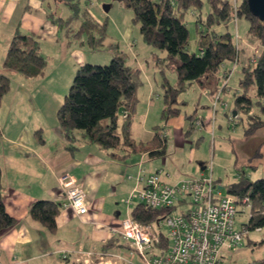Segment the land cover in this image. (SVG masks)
Wrapping results in <instances>:
<instances>
[{"label": "crops", "instance_id": "obj_1", "mask_svg": "<svg viewBox=\"0 0 264 264\" xmlns=\"http://www.w3.org/2000/svg\"><path fill=\"white\" fill-rule=\"evenodd\" d=\"M44 4L47 5L46 0H0V72L9 80V90L0 102V193L5 212L14 219V224L0 234V264H74L73 252H119L117 238L120 236L111 228H116L133 206L126 207L122 202L133 186L129 172L134 171L136 162L140 163L145 157L155 158L147 152L112 158L95 145L84 142L71 153L64 149L55 112L66 92L61 94L59 90L68 88L75 69L83 64L84 55L80 51L82 48L66 44ZM102 8L106 12L110 7ZM120 14L124 16L121 10ZM128 18L130 24L126 25L124 19L110 18L113 28L126 44H129L132 28L130 13ZM16 29L32 34L37 41L38 50L46 61L41 76L23 78L2 68L8 42ZM162 55L160 52L153 58L156 72ZM51 60H56V64L49 65ZM219 71L220 67L216 74L191 83L189 87L197 96L190 102L178 94L177 99L183 103L174 105L178 115L164 123L162 131L166 143L171 133L175 144L182 149L185 143L191 146L193 140L186 139L192 130H212L211 123L216 118L215 111L210 122L214 95L218 93L219 101H225L224 88H217ZM138 85L133 110L124 119L118 113L117 125L122 127L128 122L127 128L134 141H146L151 138L153 127L160 123L161 92L157 91L158 85L154 86L150 81ZM45 87L52 89L50 94ZM197 120L202 121V126L196 125ZM189 122L193 128L187 131ZM197 137L195 145L202 139V136ZM203 167L199 172L204 173ZM63 173L82 188L86 213L76 215L70 209L59 210L54 217L55 229L49 232L28 216L27 209L36 200H51L58 204L62 197L58 192L57 177ZM160 175L164 181L162 172ZM238 178L236 175L234 181ZM63 253H66L65 257H62Z\"/></svg>", "mask_w": 264, "mask_h": 264}, {"label": "trees", "instance_id": "obj_2", "mask_svg": "<svg viewBox=\"0 0 264 264\" xmlns=\"http://www.w3.org/2000/svg\"><path fill=\"white\" fill-rule=\"evenodd\" d=\"M61 1L68 10V15L63 18L50 13L49 16L56 23L66 44L73 43L78 48L90 50L103 46L106 21L96 20L89 10L79 7V0ZM111 2L130 13V21L138 26V34L145 45L163 53L157 63L160 64L157 65V73L160 76L162 102L160 123L153 127V134L146 141H134L127 128L128 122L118 127V113L126 110L129 114L136 103L135 91L139 84L140 69L128 63L127 55L114 42L109 44L111 56L107 64L86 62L75 69L67 91L56 109L55 118L65 150L71 153L84 142L95 145L117 159L128 153L143 152L151 157L163 156L166 139L162 130L167 119L179 113L174 107L183 103L177 99L178 94L192 82H199L207 75L216 74L223 62H237L238 53L245 49L246 46L238 35L233 41L228 31L218 33L213 28L221 24L226 26L238 18L246 20V37L260 45V50L254 62L250 60L251 56L247 57L246 64L239 70L238 89L231 96L232 110L246 115L244 136L253 134L258 128H264V20L260 21L249 13L245 0ZM103 6L109 8L111 4ZM188 11L196 12L194 22L198 27L197 52L188 50V29L184 20ZM45 65L46 61L40 54L33 35L16 29L8 42L2 68L12 70L23 78H35L43 74ZM166 71L174 74L173 84L168 82ZM8 90L9 80L0 72V102ZM250 92L256 98L254 109ZM192 128V122H189L187 131ZM256 154L257 151L254 155ZM226 193L232 195L237 203L242 196H247L250 206L246 227L260 230L264 228V178L241 183L236 181L226 188ZM59 210V205L51 200H36L28 206L27 214L49 232H53L54 217ZM168 212L165 208L151 209L135 203L130 208L129 215L141 225H150ZM13 224L14 219L4 210L0 193V234ZM158 234L160 247L164 248L165 241L161 233ZM263 240L251 245L256 247ZM248 264H264V257Z\"/></svg>", "mask_w": 264, "mask_h": 264}, {"label": "rangeland", "instance_id": "obj_3", "mask_svg": "<svg viewBox=\"0 0 264 264\" xmlns=\"http://www.w3.org/2000/svg\"><path fill=\"white\" fill-rule=\"evenodd\" d=\"M229 1L233 2V0ZM46 4V6L44 4L46 12L53 13L54 15L63 18L68 15V10L61 0H46ZM107 4H111V6L109 10L105 12L102 9V5ZM81 6L86 10H89L99 21H106V26L104 27V34L106 37L103 41V46H100L95 50H90L85 47L82 48V50L80 49L84 55L83 63L87 62L99 65L107 64L111 56L108 51L111 49L109 44L118 42L119 50L124 51L127 54L128 63L140 69L139 82L145 85L146 82L150 81L154 86L158 85L159 79L156 69L153 67V58L154 56L159 55L160 52L145 45L141 41L138 34V26L136 24L132 25L133 23H131L132 28L129 44H126L123 38H121V36L118 35V32L113 28V19L110 20V18L115 16L118 19H124V25H126V23L130 24L128 18L129 12H126L116 3H112L111 0H79V7ZM120 10L124 12V16H121ZM195 15L196 12L194 11H188L184 15L185 24L188 29L189 52H197L198 50V35L196 32L198 27L195 26ZM110 22H112V24H110ZM213 28L218 33L228 31L232 36L233 41H235V34L238 35L242 44L246 46L241 53H238V56H240L239 62L233 66V70L225 83V87H223L225 91L222 88V80L218 79L217 88L223 89L222 96L224 98L223 100L226 101L227 106L223 107V109L220 106H217L215 113L216 118L211 123L212 130L210 128L209 131L206 132L205 130L200 131L197 129V131L194 129L190 135H187L189 137L186 136L187 141L193 140L191 146L188 143H185L184 147L180 149V145L175 144L177 142L170 133L167 137L166 149L163 156L152 159L145 157L140 163H142L144 168V174H147V172H154L156 168L160 169L164 177V182L168 184L179 179L196 176L202 166L206 168L203 169L205 170L204 174H208V167L210 165L212 180L219 184L222 193H226V188L235 182L234 177L236 175H239L237 181L240 183L246 180L251 181L257 178H264V128L255 130L252 135L243 136V122L246 115L242 112L235 113L233 121L227 120V115L234 111L232 110L231 96L233 95V91L238 89V78L240 76L239 70L242 65L246 64V58L251 56V48L253 47V49L259 51L260 45H257L254 40L246 37L247 22L243 18H238L236 23L230 21L226 26L221 24L216 25ZM71 45H73V43H71ZM48 63L49 65H54L56 64V60L48 61ZM221 66V71L228 70L232 67V62L225 61ZM165 75L169 82L172 83L174 80V74L170 71H166ZM158 87L159 85L157 86V91L160 93L161 89L160 87L158 89ZM44 90L50 94L52 89L45 87ZM66 91V88L61 87L59 93L62 94V92ZM136 91H138V89ZM180 94L184 99H189V102L197 96L196 91H194L192 87H189L188 90L182 91ZM249 96L252 101V109H254L256 98L253 96L252 92L249 93ZM222 115L225 116V118H223ZM156 121H158L157 117ZM198 135L202 136V139L199 140L198 145H195V139ZM190 149H192V152ZM256 151L257 154L254 155ZM138 162L135 164V170L133 169L134 171L129 172V176H132L136 172ZM165 174H167V176H165ZM237 208L239 213L234 220L235 228H238L240 225H246L248 219V209L244 205H238ZM150 226L156 232H158L159 226V232L163 234L166 233L165 228L161 225V221L158 225L153 222ZM117 239L120 245L118 248L119 253L127 254L130 252L129 247L127 246L128 241L122 237H118ZM263 239L264 228L259 231L248 229L238 251L222 258L221 264H248L254 259L264 257ZM260 240H263L260 245H256V247L251 245V243H257Z\"/></svg>", "mask_w": 264, "mask_h": 264}, {"label": "built area", "instance_id": "obj_4", "mask_svg": "<svg viewBox=\"0 0 264 264\" xmlns=\"http://www.w3.org/2000/svg\"><path fill=\"white\" fill-rule=\"evenodd\" d=\"M251 49V61L254 62L258 50ZM236 63L232 61L228 70L221 71L220 67L217 76L223 82L222 88ZM219 99L216 93L211 104L210 122L217 106L226 107V101ZM127 115L126 110L120 112L122 119ZM233 118L235 116L227 115L228 121H233ZM195 123L198 126L203 124L199 120ZM160 174V169L144 174L138 163L136 172L128 175L133 186L122 202L126 207L140 203L151 209H168L165 216L155 221L156 225L161 221L165 228L166 233H161L165 247H160L159 226L156 232L149 224H139L128 213L111 231L128 241L130 252L77 251L73 252L74 264H221L222 258L238 251L248 228L246 225L235 228L234 220L239 213L238 205L249 209L247 196H242L237 203L232 195L222 193L221 187L211 178L210 165L208 174L201 171L194 177L171 184L165 183ZM57 185L62 197L58 203L60 210L70 209L76 215L85 214L86 200L82 188L66 173L57 177ZM254 230L259 231L260 228ZM65 256L63 253L62 257Z\"/></svg>", "mask_w": 264, "mask_h": 264}, {"label": "water", "instance_id": "obj_5", "mask_svg": "<svg viewBox=\"0 0 264 264\" xmlns=\"http://www.w3.org/2000/svg\"><path fill=\"white\" fill-rule=\"evenodd\" d=\"M249 13L256 17L258 20H264V0H245ZM231 115H235L232 111Z\"/></svg>", "mask_w": 264, "mask_h": 264}]
</instances>
